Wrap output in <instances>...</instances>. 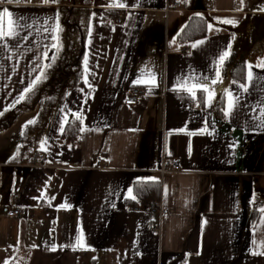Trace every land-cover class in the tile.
<instances>
[{
	"label": "crops",
	"instance_id": "0c3cea01",
	"mask_svg": "<svg viewBox=\"0 0 264 264\" xmlns=\"http://www.w3.org/2000/svg\"><path fill=\"white\" fill-rule=\"evenodd\" d=\"M179 1L168 10V0L0 3L33 25L29 41L0 47V113L39 74L35 64L48 63L44 52L52 56L45 45L57 40L44 29L60 28L66 7L86 12L78 21L81 84L69 88L30 145L22 136L38 107L22 110L0 132V264H264V39L248 43L264 0ZM119 3L127 6H110ZM193 14L206 18V35L179 39ZM197 41L204 43L193 48ZM233 47L244 52L242 80L221 74L211 107L198 88L193 100L186 89L194 82L184 80L214 77L219 56ZM132 87L146 93L128 105ZM229 92L239 102L230 116H219L216 103L222 99L227 109ZM77 114L78 141L63 144L61 123ZM170 159L181 170L161 174ZM154 182L163 217L134 208L156 200L127 192ZM16 208L20 215H6Z\"/></svg>",
	"mask_w": 264,
	"mask_h": 264
},
{
	"label": "trees",
	"instance_id": "16d2710c",
	"mask_svg": "<svg viewBox=\"0 0 264 264\" xmlns=\"http://www.w3.org/2000/svg\"><path fill=\"white\" fill-rule=\"evenodd\" d=\"M64 17L61 16L60 28L57 39V47L53 48L56 54L55 62L50 68H45L46 79L42 78L35 91L28 94L27 98L14 107L3 110L0 114V132L8 127L14 118L24 109L38 107L39 115L37 119L29 124L22 136L26 145L31 141L40 138L44 128L54 114V111L61 105L70 87L81 84L82 79V52L84 50V40L82 31L79 29V20L86 19L85 10H74L71 7L63 9ZM207 21L203 15L193 14L178 34L181 40H193L206 35ZM249 44L264 39V13L254 16L251 29L248 33ZM52 53V55H53ZM244 52H240L237 47H233L230 55L225 59L221 74L227 76L232 81H240L244 76L245 59ZM222 99L215 106V113L222 115ZM70 123L65 125V131L61 134L63 144L77 143L79 137L80 122L75 118L69 119ZM35 132V136H32ZM149 184V183H148ZM137 184L135 195L137 199L150 197L154 200L158 194L157 183L150 186ZM154 185V186H153ZM151 186L153 188H151ZM253 206L251 214L256 218L257 212Z\"/></svg>",
	"mask_w": 264,
	"mask_h": 264
},
{
	"label": "snow or ice",
	"instance_id": "6c2138e0",
	"mask_svg": "<svg viewBox=\"0 0 264 264\" xmlns=\"http://www.w3.org/2000/svg\"><path fill=\"white\" fill-rule=\"evenodd\" d=\"M20 3L22 2V0H0V3ZM30 2V0H29ZM44 3H48V2H52V3H56L57 0H43ZM110 6H115V7H126L127 5H125L124 3H119V4H116V5H110ZM96 14L93 13V16H95ZM7 17V30H5L4 28V18ZM57 17H58V14H57ZM225 22H230V21H225ZM45 24H47V21H44ZM33 25L30 24V23H27V18L25 17H15L14 16V13H12L7 7H4L3 9H0V47H4V48H7L9 46L13 47V48H17L19 46V42L20 41H29L30 37H32V29ZM212 25L209 24L208 25V28L209 30L212 29ZM58 28L59 26L58 25H54L52 26L50 29L49 28H45L44 31L45 32H50V33H53L51 36H50V40H57L58 37L54 34L58 31ZM21 33H26L24 35H21ZM46 39H48L49 37H45ZM12 40H16L17 43L16 44H10V41ZM204 43V41H197L196 43H194L192 45L193 48L199 46L200 44ZM57 45L56 44H49V45H45V48H48V49H52V48H56ZM229 48H230V45H229ZM44 59L48 61V63L45 65V64H35V66L33 67V71H37V69H39V74L35 76V78L33 80H31L28 85L22 90L21 94L19 96H17L11 105H9V107H14L15 104L17 103H20L21 101H24L28 94L32 93L35 91L36 87L38 86L39 82L42 81V78L43 79H46V72H45V68H50L52 66V63L55 62V59L57 58L56 57V54L53 53V55L51 57L48 56V52L45 51L44 52ZM230 55V51L226 50L224 51L218 58V64L220 66L223 65L225 59ZM37 59H40L39 57H37ZM85 65H87V57H85ZM260 67L264 68V62L261 63V65H259ZM149 75H152V83L154 84L155 83V76L154 74H150ZM248 77H249V80H251L252 78V69H251V66H249V69H248ZM187 81H193V87L192 88H187L186 90L189 92L191 98L193 100L197 99V95H196V90L194 89H199V91L202 93L203 95V102H204V105L206 107H211L212 103H213V100H214V92H215V89L212 88L211 86H214L216 85L218 82H221V71H220V68L218 67L214 73V77L210 78L208 76H203V77H200V76H195V75H192V76H189L187 77L184 82H187ZM23 82V81H22ZM84 83L85 84H88V80L87 78L85 77V80H84ZM235 83V82H233ZM181 87H183V83H181ZM239 87L241 89H244L245 91L247 90L246 86L241 84L239 85ZM230 97H232V99H230L229 101V104H228V107L227 109H222V111L224 112V115L226 117L230 116L232 114V110L235 108L236 104L239 102V97L236 96V97H233L232 96V93L229 92L228 94ZM198 107L200 106L199 104L197 105ZM2 114V113H0ZM264 114V113H262ZM75 119L76 120H80L81 124L83 123V120L81 118L80 115H75ZM28 124H31L33 123V121H28L27 122ZM70 121L67 119V117H65L64 121L61 123V126H60V131L61 133H63L66 129H65V125L66 124H69ZM208 126V122L206 121L205 122V129H202V130H206ZM81 132L84 131V128L82 127L80 129ZM211 134V133H209ZM47 144V139L41 141V149L43 150H47V148L45 147V145ZM155 179V178H153ZM127 192L129 194V197L131 199H136V196L135 195H132V189L129 188L127 189ZM167 194V186H165V195ZM259 211L261 213H264V208H260Z\"/></svg>",
	"mask_w": 264,
	"mask_h": 264
},
{
	"label": "built area",
	"instance_id": "2783aa9c",
	"mask_svg": "<svg viewBox=\"0 0 264 264\" xmlns=\"http://www.w3.org/2000/svg\"><path fill=\"white\" fill-rule=\"evenodd\" d=\"M180 7V1L179 0H168L166 9L171 8H177ZM121 18L117 19L118 23H121ZM146 90L144 88L140 87H132L126 92V96L124 98V103L128 105H135L137 104L144 96H145ZM40 162L41 164H44L46 162L45 156H40ZM100 164H102V160L99 161ZM181 170L180 163L177 159H170L164 161L160 167L161 174L167 173V172H179ZM137 210H145L148 212L152 211H159L160 216L163 217L166 214V210L162 203L159 200L148 202L144 207H141L140 205H136L134 207ZM21 211L19 208L16 209H10L6 212V215L8 217H14L20 215ZM153 230H157V226L153 227Z\"/></svg>",
	"mask_w": 264,
	"mask_h": 264
},
{
	"label": "rangeland",
	"instance_id": "374dc122",
	"mask_svg": "<svg viewBox=\"0 0 264 264\" xmlns=\"http://www.w3.org/2000/svg\"><path fill=\"white\" fill-rule=\"evenodd\" d=\"M250 45L252 46V45H254V44H249V46H250Z\"/></svg>",
	"mask_w": 264,
	"mask_h": 264
}]
</instances>
